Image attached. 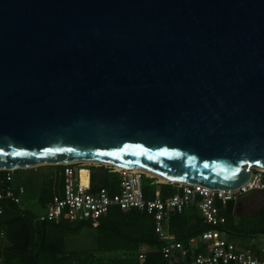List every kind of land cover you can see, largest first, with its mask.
Returning <instances> with one entry per match:
<instances>
[{"label": "water", "instance_id": "water-1", "mask_svg": "<svg viewBox=\"0 0 264 264\" xmlns=\"http://www.w3.org/2000/svg\"><path fill=\"white\" fill-rule=\"evenodd\" d=\"M75 162L248 182L264 0H0V170Z\"/></svg>", "mask_w": 264, "mask_h": 264}, {"label": "trees", "instance_id": "trees-1", "mask_svg": "<svg viewBox=\"0 0 264 264\" xmlns=\"http://www.w3.org/2000/svg\"><path fill=\"white\" fill-rule=\"evenodd\" d=\"M55 166L59 179L64 181L65 165ZM91 169L92 189L105 187L111 192L118 191V172L110 171L105 165ZM57 178L52 180L57 182ZM156 180V177H143L147 197H154L158 188L164 197L180 191L171 182L158 184ZM56 195L43 188L41 202L45 205ZM239 208L238 199L229 200L222 207L226 223L219 228L227 236L240 239L264 235V202L253 214H241ZM37 214L24 204L5 203V211L0 217V264H168L162 252L164 241L155 229L154 216L146 210L114 206L99 219L97 226L91 221H41ZM85 228L94 229L96 246L68 249L67 239L79 235ZM210 228L195 205L182 212L174 211L169 221L170 232L185 243ZM145 246L148 248L146 257L141 259L139 254Z\"/></svg>", "mask_w": 264, "mask_h": 264}, {"label": "built area", "instance_id": "built-area-1", "mask_svg": "<svg viewBox=\"0 0 264 264\" xmlns=\"http://www.w3.org/2000/svg\"><path fill=\"white\" fill-rule=\"evenodd\" d=\"M64 165L63 195L50 198L45 204L46 212L37 214L38 220L91 221L97 226L99 219L107 215L114 206L122 209L137 208L146 210L154 216L155 229L164 241L162 252L168 264H264L262 257L264 249L236 243L219 228L226 223L222 207L229 200L251 192L264 193L262 167H251L253 173L249 181L235 189L211 188L200 183L171 182L180 191L164 197L158 188L154 197H147L143 189V177L149 175L136 168H117L112 164L96 162H75ZM101 165L119 173L118 191L111 192L105 187L92 189L91 167ZM82 167L90 170L86 184L81 180ZM16 171L17 169L0 170V217L5 211L6 202L24 204L26 188L16 182ZM156 182L163 183L158 179ZM193 205L198 207L204 221L211 228L185 243L179 241L170 232L169 221L174 211L182 212ZM147 250L146 246L141 249L139 254L141 259L146 257Z\"/></svg>", "mask_w": 264, "mask_h": 264}, {"label": "rangeland", "instance_id": "rangeland-1", "mask_svg": "<svg viewBox=\"0 0 264 264\" xmlns=\"http://www.w3.org/2000/svg\"><path fill=\"white\" fill-rule=\"evenodd\" d=\"M57 174L58 169L55 165H42L35 168L22 169L19 172H16V182L23 184L26 188V193L23 198L24 205L36 213H45L46 207L40 199L42 189L45 188L48 190L49 193H54L59 196L63 195L64 183L59 179V176ZM89 174L90 170L87 167H82V182L88 183ZM53 177H58L57 182H54L52 180ZM237 199L240 202V213L248 215L257 212L260 209L264 202V194L256 191L238 197ZM228 238L244 246H251L254 248L258 247L260 249H264V235H259L254 239H240L238 237L230 236H228ZM67 246L68 249H82L95 247L96 240L94 229L85 228L79 235L69 237L67 239ZM262 257H264V252H262Z\"/></svg>", "mask_w": 264, "mask_h": 264}, {"label": "bare ground", "instance_id": "bare-ground-1", "mask_svg": "<svg viewBox=\"0 0 264 264\" xmlns=\"http://www.w3.org/2000/svg\"><path fill=\"white\" fill-rule=\"evenodd\" d=\"M116 167L120 168V166H116ZM136 169L143 171L147 175L155 176L162 182H177L176 180H174V179H172L170 177H166V176H163V175H157L156 173H153V172H151L149 170H146V169H142V168H136ZM83 183L86 184V182H83Z\"/></svg>", "mask_w": 264, "mask_h": 264}, {"label": "crops", "instance_id": "crops-1", "mask_svg": "<svg viewBox=\"0 0 264 264\" xmlns=\"http://www.w3.org/2000/svg\"><path fill=\"white\" fill-rule=\"evenodd\" d=\"M264 194V193H263ZM258 248V247H257Z\"/></svg>", "mask_w": 264, "mask_h": 264}]
</instances>
